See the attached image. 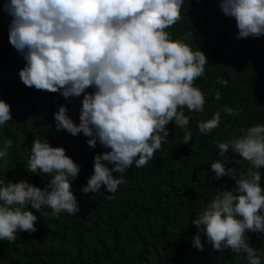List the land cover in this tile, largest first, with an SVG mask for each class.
I'll use <instances>...</instances> for the list:
<instances>
[{
  "label": "clouds",
  "instance_id": "clouds-1",
  "mask_svg": "<svg viewBox=\"0 0 264 264\" xmlns=\"http://www.w3.org/2000/svg\"><path fill=\"white\" fill-rule=\"evenodd\" d=\"M183 4L184 0H5L2 10L12 18L9 42L26 61L19 70L21 82L66 100L83 96L79 124L61 105L54 113L57 131L83 133L91 148L99 142L107 149L94 156L83 194L99 193L102 185L114 194L126 183L124 174L133 163L142 168L154 158L169 137L170 122L180 129L189 125L185 107L204 112L205 94L194 82L205 74L208 59L166 31L181 20ZM219 6L235 20L236 39L264 35V0H219ZM217 83L226 86L228 81ZM214 98L221 99L218 89ZM223 112L238 116L240 110L226 106ZM12 119L11 106L0 99V128ZM220 121L217 111L198 122L199 132L212 133ZM237 131L238 137L216 144L225 160L211 163L217 179L227 175L235 186L217 194L191 221L198 229L191 244L201 252L205 243L211 244L214 251L231 250L237 261L262 264L248 233L264 234V188L261 172L252 170L264 166V124ZM191 140L192 133L186 131L184 144ZM12 147V139L0 146V241L8 242L15 241L18 232L37 231L38 218L28 205L40 213L48 207L56 218L80 211L72 182L81 168L63 147L33 140L27 172L49 175L43 188L6 179ZM229 150L250 162L247 177L236 168H225Z\"/></svg>",
  "mask_w": 264,
  "mask_h": 264
},
{
  "label": "trees",
  "instance_id": "trees-1",
  "mask_svg": "<svg viewBox=\"0 0 264 264\" xmlns=\"http://www.w3.org/2000/svg\"><path fill=\"white\" fill-rule=\"evenodd\" d=\"M4 3L0 0V99L11 106L13 118L0 128V146L8 139L13 141L6 179L27 180L41 188L51 179L47 174L27 172L35 138L63 147L81 171L72 182L80 211L56 218L48 207L40 213L26 206L38 218L37 231L18 232L13 242L0 241V264H246L228 249L214 251L207 243L202 252L194 248L191 240L198 229L191 221L217 194L235 186L229 176L217 179L211 169V163L225 160L217 142L238 137L240 128L264 124V35L236 39V22L223 14L219 0H184L181 20L166 31L193 51H203L208 59L205 74L194 82L205 94L204 112H189L185 107L189 125L180 129L170 122L166 126L169 137L161 149L146 166L137 168L133 163L124 174L126 183L114 194L103 185L99 193L83 194L81 189L93 174L94 156L107 149L99 142L91 148L83 133L72 136L66 130L57 131L54 113L61 105L79 124L83 96L66 100L59 93L39 91L21 82L19 70L26 61L9 42L12 18L2 10ZM189 32L192 35L187 37ZM218 79L227 80V85L217 83ZM217 89L219 100L214 98ZM226 106L240 110L239 115L225 114ZM217 111L220 126L208 135L200 133L198 122L211 119ZM186 131L192 133L188 144L183 141ZM225 155V168H236L247 177L250 162L231 150ZM252 170L261 172L264 188V166ZM248 236L264 264V234Z\"/></svg>",
  "mask_w": 264,
  "mask_h": 264
}]
</instances>
